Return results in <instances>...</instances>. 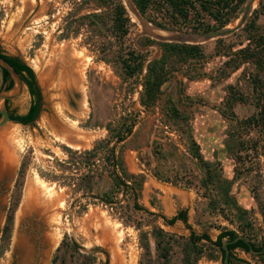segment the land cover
Listing matches in <instances>:
<instances>
[{
    "label": "rangeland",
    "instance_id": "obj_1",
    "mask_svg": "<svg viewBox=\"0 0 264 264\" xmlns=\"http://www.w3.org/2000/svg\"><path fill=\"white\" fill-rule=\"evenodd\" d=\"M99 10L88 0H0V49L33 68L41 93L40 114L32 124L9 121L0 129V134L11 136L15 156L13 172L0 173V264H27L25 252L14 246L17 230L34 242L28 264L35 258L51 264L55 256L59 264H85L81 254H91L89 264H113L110 246L119 264H163L151 236L150 261L140 246V231L152 225L174 234L170 264H182L179 236L189 229L181 221L167 225L160 216L170 217L178 209H186L188 223L197 232L207 229L215 237L226 227L264 241V66L245 55V49L261 47L257 36L264 32V0L255 1L234 33L196 43L202 56L169 64L167 79L150 107L140 103L139 95L146 64L160 55L162 40L141 35L138 48L134 37L141 26L126 9L131 23L124 45L143 52L146 59L140 73L123 77L112 57L117 43L104 46L98 27L80 18ZM241 12L225 25L234 24ZM162 13L148 10L142 15L169 30L193 31L191 25L199 22L193 17L181 28L163 27L148 18ZM203 18L213 23L207 15ZM29 102L24 86L9 107L23 113ZM132 118V131L117 148L122 149L127 170L144 175L138 203L152 214L133 209L130 192L116 191L105 152L80 165L70 154L111 137ZM194 143L208 167L194 156ZM85 172L92 176L89 190L77 188ZM44 186L56 200L51 208L59 213V222L50 216L46 223L33 219L18 227L29 188ZM103 192L114 196L115 203L103 204L94 197ZM10 211L9 237L3 239ZM106 233L112 241L109 247L102 242ZM236 254L262 264L242 250ZM196 264L222 262L203 255Z\"/></svg>",
    "mask_w": 264,
    "mask_h": 264
},
{
    "label": "trees",
    "instance_id": "obj_2",
    "mask_svg": "<svg viewBox=\"0 0 264 264\" xmlns=\"http://www.w3.org/2000/svg\"><path fill=\"white\" fill-rule=\"evenodd\" d=\"M93 1L94 5L100 10L89 12L80 16L82 23L93 24L97 26V31L105 37V41L102 43L104 46L107 44L117 43V48L113 50V61L115 63L117 71L123 75V77H130L142 71L143 63L146 59V55L136 50L135 48L126 47L124 45V38L129 31L130 17L128 16L126 9L121 0H88ZM138 10L142 14H148V10H155L158 13H162L161 16H148V18L154 21L156 24L166 27L181 28L184 23H187L191 18L197 19L198 24H192L193 31H210L224 26L231 20L237 17L238 13L242 11V8L246 0H133ZM257 9H254L256 12ZM204 15H207L213 20V23L204 21ZM249 22H252L251 20ZM253 24H247V26ZM109 38H107V37ZM259 41H262L261 47L264 46V32L259 34ZM107 38V39H106ZM114 39L111 41V39ZM161 47V53L159 56L150 59L146 64V71L142 79V90L139 95V101L146 107L152 106L158 99L161 92V85L165 82L168 76V65H174L177 62H185L194 57L202 56V51L199 44L194 43H180V42H159ZM259 44L255 48L245 49V55L248 59H252L259 66H264V47L261 49ZM0 55L4 57L20 74L27 90L30 95V102L25 112L17 113L15 110L10 109L9 101L5 100L6 106L9 110L12 119L18 122H22L26 125L32 124L40 114L41 110V93L36 81V76L33 68L21 60L17 56H11L5 54L0 49ZM2 86L7 81L8 85L2 88H10L13 81L7 70L0 67ZM135 119L132 118L128 123L122 122L114 131L113 135L109 138L100 139L94 143L89 149H84L79 152L71 151L72 156H76V164L87 163V159H92L105 152L104 158L107 159L108 173L114 181L116 191L130 192L132 194V207L136 210H144L149 214L147 209L138 203L140 195V189L144 179V175L141 173L134 174L127 170L125 162L122 157L121 147L117 148V143L123 141L125 137L132 131ZM115 139V140H113ZM113 141V142H112ZM193 150L194 156L204 163L203 165L208 167V163L204 162L197 145ZM74 159V157H72ZM75 162V161H74ZM73 162V163H74ZM208 164V165H207ZM80 182L77 188H85L89 190L92 187V176L90 173L85 172L82 174ZM99 196V201L103 204L112 205L115 203L114 196L107 192L102 194H95L94 197ZM256 201L262 205L260 196L256 193ZM165 224L172 225L177 221H181L189 229V234L180 235L183 238L180 243L181 248V263L182 264H196L197 260L206 255L209 258H220L222 264H224L225 249L223 243L229 241L227 247L229 264H251L244 258H240L236 254V250H242L253 256L259 258V261L264 264V241H255L246 230L236 231L231 228L222 227L218 230L215 237H212L207 229L197 232L189 223L186 209H180L170 217L161 215ZM12 213H8L5 219V223L2 227L3 239H8L10 226L12 223ZM237 235H242L244 239H233ZM149 236L154 240V249L158 258L162 259L163 264H170V250L172 244L175 241L174 234L166 231L158 225H152V228L148 230L140 231V246L143 249L144 255L147 256V260L150 261L151 245L149 242ZM67 243L63 240L62 243ZM71 247H75L76 243L69 242ZM254 249L255 251L251 250ZM86 261L85 264H89L92 260L91 254H81ZM51 264H59L56 256L53 258ZM106 264V263H104Z\"/></svg>",
    "mask_w": 264,
    "mask_h": 264
},
{
    "label": "water",
    "instance_id": "obj_3",
    "mask_svg": "<svg viewBox=\"0 0 264 264\" xmlns=\"http://www.w3.org/2000/svg\"><path fill=\"white\" fill-rule=\"evenodd\" d=\"M126 9L131 13L133 18L137 20V22L141 26V30H139L135 37L134 43L135 45L140 48L137 43V38L141 35H150L158 40L162 41H170V42H180V43H201L210 39H214L217 37L227 36L229 34L234 33L239 28H241L245 21L247 20L248 16L250 15L251 11L254 8L256 0H246L241 15L237 19V21L232 25H224L222 27L204 31V32H193V31H178V30H169L163 29L161 27L152 25L149 21H147L142 13L138 10L137 6L132 0H123ZM0 67L7 70L10 74V77L13 81V84L10 88H5L0 90V129L7 123V122H15L20 123L21 125H26L22 122L15 121L11 118L9 110L6 106L5 100L14 99L19 96L25 86L20 74L15 70V68L4 58L0 55ZM244 239L242 235H237L234 239ZM229 241H225L223 243V248L225 249V257H224V264H229L228 261V244ZM252 251H255L252 249Z\"/></svg>",
    "mask_w": 264,
    "mask_h": 264
},
{
    "label": "bare ground",
    "instance_id": "obj_4",
    "mask_svg": "<svg viewBox=\"0 0 264 264\" xmlns=\"http://www.w3.org/2000/svg\"><path fill=\"white\" fill-rule=\"evenodd\" d=\"M63 60H64V65L62 66L67 65L66 59ZM10 138L11 136L9 137L8 134H4V133L0 134L1 175L10 174V172H13V168L15 166V156H14L12 144H10ZM11 143H13V141ZM55 201L56 200L52 196V193L49 190L46 191V186L42 187L41 189H39L38 187H30L27 193V199L25 200L24 204L21 206V209L18 212V217H17L18 227L25 223L27 224L28 222L32 223L33 219H37L39 221L45 222L51 218L50 216H52L53 222L54 221L59 222V213H55L54 209L51 208V206L55 203ZM109 224L110 222L108 221L106 222L105 220V225L108 226ZM104 229L106 230L107 228ZM117 235L118 237H120L119 233ZM31 239H32L31 236H29L25 232H19L17 230L14 240L15 241L14 246L15 248H19V250L25 252L24 253L25 255L23 257L25 261H28L29 258H31L35 247L34 242ZM114 240L116 241L118 239H114ZM109 241H111L110 236L108 237V234L106 233L102 238V242L105 246L109 247V244H111ZM45 242L48 245L52 243L50 237L47 235H45ZM110 249L113 256V261H112L113 264H119L120 261L116 250L112 246H110Z\"/></svg>",
    "mask_w": 264,
    "mask_h": 264
},
{
    "label": "flooded vegetation",
    "instance_id": "obj_5",
    "mask_svg": "<svg viewBox=\"0 0 264 264\" xmlns=\"http://www.w3.org/2000/svg\"><path fill=\"white\" fill-rule=\"evenodd\" d=\"M8 83H9V82L7 81L6 83L3 84V86L8 85ZM178 210H180V209H178ZM178 210H177V211H178ZM177 211H176V212H177ZM176 212H175V213H176ZM175 213H174V214H175ZM36 234L38 235L39 233L37 232ZM228 250H229V249H228ZM29 262H30V260L26 261L27 264H28ZM32 264H40V263H39V259H38V258H35L34 261L32 262Z\"/></svg>",
    "mask_w": 264,
    "mask_h": 264
}]
</instances>
